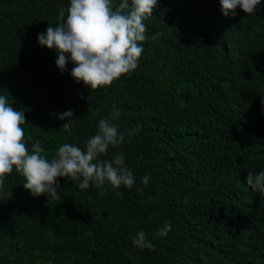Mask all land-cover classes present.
I'll use <instances>...</instances> for the list:
<instances>
[{"label": "trees", "instance_id": "1", "mask_svg": "<svg viewBox=\"0 0 264 264\" xmlns=\"http://www.w3.org/2000/svg\"><path fill=\"white\" fill-rule=\"evenodd\" d=\"M69 6L0 0V95L48 159L66 143L83 150L118 109L124 142L100 159L123 153L136 183L80 189L60 177L59 199L34 197L14 167L0 192V264H264V194L247 183L264 171V0L227 17L220 0H158L138 67L95 90L71 76L70 54L61 72L38 42ZM139 231L153 249L133 244Z\"/></svg>", "mask_w": 264, "mask_h": 264}, {"label": "clouds", "instance_id": "2", "mask_svg": "<svg viewBox=\"0 0 264 264\" xmlns=\"http://www.w3.org/2000/svg\"><path fill=\"white\" fill-rule=\"evenodd\" d=\"M224 16H235L236 9L247 15L255 14L261 0H220ZM158 7V0H70V6L59 10L57 26H49L46 34L38 35V42L49 49H56L57 67L66 70L68 56L75 65L71 76L92 90L111 85L121 76L134 71L144 51L141 46L147 40L144 20L152 16ZM67 16L65 18V13ZM159 33L152 38L156 39ZM264 104V99L261 100ZM54 116L56 114H53ZM69 110L59 115L60 120L73 118ZM120 112L114 110L108 118L98 122V131L85 141L82 150L74 144H63L54 157L48 159L40 142L28 146L22 127L27 123L25 112L17 110L4 95H0V192L4 190L7 175L13 168L25 178L23 187L34 197L40 195L59 199L58 178L66 177L80 181L78 187L87 189L94 183L99 189L110 184L113 190L123 185L129 189L136 183L134 174L125 167L123 153L112 159H100L107 154L110 146L118 147L124 142V134L113 121ZM64 124L62 127H67ZM139 129H134L136 132ZM150 177L142 182L147 185ZM247 183L255 191L264 194V171L258 174L249 172ZM142 191V189H140ZM103 191L101 192V195ZM116 191V195H121ZM170 222L155 233L158 237L167 236ZM133 244L139 248L153 249L146 233L139 231L133 237ZM242 251L246 250L244 248Z\"/></svg>", "mask_w": 264, "mask_h": 264}]
</instances>
